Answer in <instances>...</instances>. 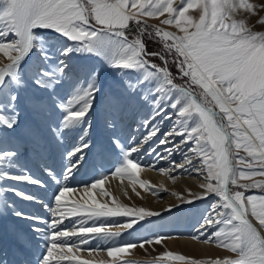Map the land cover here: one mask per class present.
Segmentation results:
<instances>
[{"label":"snow or ice","instance_id":"6c2138e0","mask_svg":"<svg viewBox=\"0 0 264 264\" xmlns=\"http://www.w3.org/2000/svg\"><path fill=\"white\" fill-rule=\"evenodd\" d=\"M145 17L173 30L149 25ZM40 30L63 43H50ZM148 42L159 50L150 51ZM0 53L7 61L0 60V219L13 218L14 240L13 258L0 249V264H93L75 253L92 239L113 241L122 233L103 223L85 226L88 221L135 217L115 225L133 229L140 220L160 215L115 199L112 206L97 202L92 189L110 195L103 190L108 173L78 186L87 197L83 203L67 204L68 193L76 191L67 181L88 163L91 133L100 117L110 135L107 144L97 142L96 155L102 164L105 153L116 152L111 174H127L133 188L137 182L148 187L138 174L150 166L133 156L142 151L167 160L169 169L204 178L196 199H216L195 238L233 254L207 264H264V194H245L264 189V181L240 183L264 176V0H180L179 6L174 0H0ZM133 109L145 110L138 112L134 129L144 133L125 144L119 131ZM27 112L31 120L22 118ZM165 121L171 127L162 131ZM45 133L60 144L66 136L77 141L65 152L67 163L59 177L45 170L57 182L44 204L48 218L17 205L18 200L43 203L17 185L48 187L21 162L25 141L42 151ZM153 140L165 146L163 152L151 146ZM145 144L150 146L145 149ZM70 217L79 218L71 229L64 223ZM16 221H30L28 231ZM162 239L141 240L139 246ZM136 247H108L110 264H137L122 259ZM159 259L203 264L170 251Z\"/></svg>","mask_w":264,"mask_h":264},{"label":"rangeland","instance_id":"374dc122","mask_svg":"<svg viewBox=\"0 0 264 264\" xmlns=\"http://www.w3.org/2000/svg\"><path fill=\"white\" fill-rule=\"evenodd\" d=\"M179 4H180V0H174V5L179 6ZM193 11L194 10H190V14H192ZM162 18L163 17H161V19ZM143 19H146L147 23L149 25H156L158 27L166 28V30H173L167 26L159 25L157 18L145 17ZM41 34L46 39H48L50 41V43H52L54 45H60L63 43V41L58 36H53V35L48 34V33L46 34L45 32H41ZM148 48L150 51L159 50V45L156 43H153V42H148ZM33 59H35V56L33 57ZM0 60H4V62H7L6 58L3 57L2 53H0ZM173 71L175 72L174 68H173ZM108 82L109 83L113 82L111 76L108 77ZM138 112L144 113L145 110L133 109L125 117L124 122L121 126V129L119 131V135L121 137L123 136L121 133L124 130H126V128H129V131H131L132 133L135 132L134 129L137 126L138 120H140V114H138ZM25 116L29 120L32 119L30 112L22 113V118H25ZM98 119H99V122L94 123L93 130H92L91 137H90V139L92 140V142L94 144V147L88 153V163L93 165L95 168V169L93 168L94 169V170H92L93 172L96 169H98V170H96L95 172H98L100 169L99 167L100 166L102 167L103 163H106V160H108L107 156L106 157L104 156L106 159L104 160V157H103L104 162L101 164L100 158L96 155V153H97V147H96L97 142L103 141L105 144H107L104 139L108 133V131L105 130L102 126V117H100ZM169 127H171V122H169V126L167 127V130L169 129ZM161 130L167 131V130L163 129L162 127H161ZM143 133H144V129L141 128L138 135H136V137H138L137 140H139L141 138V135ZM76 142H77L76 139H74L73 137L66 136L63 144H60V146H59V143H57V141L51 136V134L45 133L42 151H39V152L34 151L33 146L30 143H28L27 141H25L24 148H23V155L21 157V162L31 172V174L33 176H35L38 179L44 180L46 182V184H48L49 187H50V184L52 186H55L56 181H53L48 175H46L45 170L50 168L59 177L60 173L63 172L64 166L67 163L65 158H64V154L67 150H69L71 147H73ZM153 142H155V141L153 140ZM153 142H152L151 146L153 145ZM149 146H150L149 144H145L144 147H146V149H147ZM240 154L245 155L242 151ZM148 163H149V161H148ZM48 164H50V165H48ZM96 164H97V166H96ZM112 164L115 165V162H113ZM113 165H112V167L114 168ZM239 167L242 168L243 166L239 165ZM186 177H187V174L182 173V171L179 173L174 172L172 175V178L174 180H173V183L170 184L171 187H168L167 191H164V190L161 191L160 189H159V191L157 190L156 192H158V194L157 193H150L149 192L150 190H147L146 187H141L140 184L137 182L135 184V188H133V186H131L130 191L128 190L126 193H124V197L122 196L123 194H120L118 192V190L116 189V187L113 183L110 184L106 180L104 182V185H103V190L108 192L110 195L105 196V198L99 199V201L101 200V203H107L109 206H112V201H113V199H115L116 202H118L122 205H126V206L131 207V208L143 207L148 211L160 213V215L152 216V217H146L144 220H140L136 225H134L133 229H124L123 227H116L115 225H123L124 223H126L127 221H129L131 219H134L135 217L101 218L100 220H97L95 222L88 221V223L85 226H89V223H91L90 226H93V223L95 224V226H100L101 223H103L105 226L111 227L112 231H120L122 233V235H121V237H119L113 241H100L97 239H92L90 241L89 245L83 246L81 248V250L77 251L75 254L78 255L81 259L93 261V264H101V261L95 259L97 257L96 255L98 253H100V255H102L106 259L104 261L105 264H110V261H111V259H109L110 257L106 258L107 257L106 249L108 247L123 245V244H127V243H136L137 247H140L139 242L141 240H147L149 238L159 236V237L163 238L162 242L160 244H156L154 241L152 244H145L144 247L143 248L140 247V249L149 250V251L144 252V254H141L142 257L139 256V258L141 259L140 261H139V258H137L138 260H131V261H135V262H137V264H183L182 261H176V260L160 261L159 258L165 251H170L175 255H184L186 257H189L188 255L182 253L180 250L172 251L171 249H169L168 246H166L165 241H167L171 238V234L164 229L165 225L170 224L172 221H175V223H177V225L181 224V222L184 218L183 210L179 211L177 209V207H174L176 202H172V199H170L169 194H174L175 192L178 193V191L174 190V187L178 188L177 186H179V188H178L180 190L179 192H182L179 194L183 195L180 198L183 199L184 197L188 196L192 190L185 188L188 192H183L184 189L180 188V183H182L183 179H185ZM61 179L59 180V182H61ZM255 181H264V176L257 175V176L252 177L251 179H242V180H240V183L252 184ZM6 183H12V182L8 181ZM88 183L90 184V182H88ZM112 184L114 186H112ZM176 184H177V186H176ZM27 185H29V186H27ZM17 187L22 188L25 192L30 193V194L38 197L41 201H43V203H32V202H28V201H19L18 200L17 201L18 207H20L22 210H24L27 213L30 211H36L37 212L40 209L39 207L45 209V207H42V206H44L45 203L49 202V198L46 199V193H47L46 189L47 188L45 189V188H41L38 186L30 185V184H18ZM98 189H99V192L102 193L101 189L100 188H98ZM235 190H243V189H235L233 187V191H235ZM168 191H170V193H168ZM245 194L246 195H262V194H264V189H258V188L248 189ZM158 195H160V196H158ZM125 196H127V197H125ZM9 198L10 199H16L15 197H12L11 194H9ZM168 198L170 200H168ZM152 199H154V200H152ZM213 199H216V198L214 196H209L208 198L200 199L201 202L198 206L190 207L191 208V215L202 216L204 214L206 208L208 207L210 201H212ZM109 200H111V201L109 202ZM73 201H79L80 203L84 202V200H82L81 198L77 199L76 195L73 192H70L67 195V201L66 202L70 206ZM158 204L160 205V207H162V209H165L167 207L168 208L171 207L172 209H171V211H168V212H160L162 210H159V209L157 210V207L159 208ZM163 205H164V207H163ZM44 212H45V214H42V217L48 218L49 217L48 211L45 209ZM12 219L13 218H9V220L0 219V249H3V250L6 249V247L10 243L12 244L11 246H13V244H14V240H13L12 233H11V228L9 226L10 221ZM78 219L79 218H77V217H70V218L66 219L64 222L65 226L67 228H72L73 227V221H77ZM30 223H31L30 221H16V226L21 230L28 231V225ZM28 234L31 235L30 232ZM73 239H75V238H73ZM97 245H99V248H97ZM157 245H163V246L159 248ZM11 246L9 247V251H10L9 257H8L9 259L13 258L11 255V250H12ZM219 248H222V251L220 252V255L218 258H226V257H231L233 255L230 252H228L227 250H225L222 245H219ZM7 249H8V247H7ZM88 249H96V250L92 251L90 253L88 251ZM126 255H133L132 249H130ZM189 258L195 259L192 257H189ZM211 260L212 259H209V260L205 259V260H203V264L204 263L207 264V262H210Z\"/></svg>","mask_w":264,"mask_h":264},{"label":"bare ground","instance_id":"6f19581e","mask_svg":"<svg viewBox=\"0 0 264 264\" xmlns=\"http://www.w3.org/2000/svg\"><path fill=\"white\" fill-rule=\"evenodd\" d=\"M40 31L45 32L46 34L48 33V34H51L53 36H56L55 34L49 32V31H43V30H40ZM138 122H139V120H138ZM138 122H137V124H138ZM169 122L170 121H165L161 127L163 129L167 130V127L169 126ZM124 131L121 133L123 135L121 137V139L125 142V144L130 143L128 138L131 135L132 136L135 135V137H136V135H138V133L140 132V131L139 132L135 131L134 133H132L131 131H129V128H126V130H124ZM109 135H110V133L108 132L107 135L105 136L104 140L106 141V143H107ZM136 138H138V137H136ZM59 146H60V143H59ZM152 146H155L157 148V151H160V152H163V149L165 147L163 145H156L155 142H153ZM145 149H146V147H145ZM104 156L105 157L107 156L108 160H106V163H103V166H104V167L102 166L103 168L101 166L100 167L98 166L100 168L98 172H95L96 170H98V169H96L94 171L95 172L94 173L92 171L95 169L94 166L91 165L90 163H86L83 167H81V169L76 174L74 179L67 181L68 186L76 188V191H74L73 193L76 195L77 199L78 198H81L82 200L87 199V197L84 196L83 188L78 187V186L83 185L86 182L91 183L95 178H100L101 176H103L104 173H108V175L105 177V181L107 180L108 183H110V184L113 183L115 185L116 189L118 190V192L120 194H123L122 195L123 197H124V193H126L128 190L130 191V187L133 186V184H132V182H131V180L127 174H125L124 176H116V175L111 174L113 171V167H112L113 164L112 163L117 161L116 152L109 151V152L105 153ZM133 156L135 157V159L140 160L142 162V165H149L150 166V167H142L141 172L138 174V179H143V180L148 182V187H146V188H147V190H150L149 191L150 193H157L158 194V192H156V191L157 190L159 191V189L161 191L162 190L167 191L168 187H171L170 184L173 183V180H174L172 178L173 173L174 172L175 173L181 172V170H179V169H169V164H168L167 160H156L154 153L152 155H147L145 152L142 151L139 154H133ZM105 157H104V160L106 159ZM173 158L177 162H179L181 160L180 159L181 156L179 154H176ZM104 160H103V162H104ZM148 161H149V163H148ZM48 165H50V164H48ZM96 166H97V164H96ZM113 166H115V165H113ZM160 168H164V169H166V171L160 172L158 170ZM185 174H187V177L185 179H183L182 183H180V188L184 189L183 192H188L185 188L191 189L192 191L190 192V194L188 196H186L182 199L180 197H182L183 195L179 194L182 192H179L180 191L178 189L179 186H177V184H176V186L178 188L174 187V190L178 191V193L175 192L176 194L175 193L169 194L170 199H172V202H176L174 207H177V209L179 211L183 210L184 218H183L181 224H179V225H177V223H175V221H172L171 223L169 222L170 224L165 225L164 229L171 234V238L169 240L165 241L166 246H168L169 249H171L172 251L180 250L182 253L188 255L189 257L195 258L196 260H199L201 262H203V260H205V259H208V260L209 259H212V260L217 259L220 255V252L222 251V248H219L218 244H215L212 242L202 243L200 240L195 238V236L198 234L196 232V230L198 229L199 224L202 221L203 216L206 214V212H208L210 210V204L214 199L212 201H210L208 207L206 208V210L202 216L191 215V208L190 207H192V206L196 207L200 204L201 200L196 199V197L201 196V194L203 193V189H201L200 185L202 183H205L206 181L204 180V178L202 176H200L196 172H191L190 174L185 173ZM59 183L62 185L65 183V181H63V179H61V182H59ZM113 184H112V186H114ZM27 186H29V185H27ZM53 187L54 186H52L50 184V187L48 186L47 189L45 188L47 190L46 199L51 197ZM92 192H93V197L100 203H101V200L99 201V199L105 198V196L99 192L98 188L92 189ZM168 193H170V191H168ZM158 196H160V195H158ZM125 197H127V196H125ZM170 199L168 198V200H170ZM152 200H154V199H152ZM187 200H192L193 202L192 203L182 202V201H187ZM110 201L111 200H109V202ZM42 207H44V206H42ZM163 207H164V205H163ZM39 208L40 209L37 212L36 211H30L28 213L31 215H36V216L42 217V214H45V212H44L45 209L41 208V207H39ZM169 208H171V207H169ZM169 208L167 207L165 209H162V207H160V205H159V208L157 207V210L158 209L162 210L160 212H168ZM90 224L91 223H89V226H90ZM39 226L44 227L43 224H41ZM69 229H71V228H69ZM11 245L12 244L10 243L7 246L8 249L6 247V249H4V250L8 251V253H9L10 252L9 247ZM157 246L160 248L163 245H157ZM148 251L149 250H143V249H140V247H136V248L132 249L133 255H124L122 257V259L123 260H138L137 258H139V256L142 257L141 254H144V252H148ZM96 256H97L96 258L94 257L96 260H99V261H105L106 260L102 255H100V253H98ZM29 258L30 259L32 258L31 255H29ZM106 258H109V257L107 256ZM109 259H112V258H109ZM140 260L141 259L139 258V261ZM64 264H68V262L65 261Z\"/></svg>","mask_w":264,"mask_h":264}]
</instances>
